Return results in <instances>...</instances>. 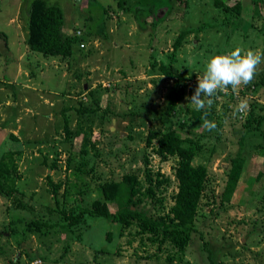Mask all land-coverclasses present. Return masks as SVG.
<instances>
[{"label":"rangeland","instance_id":"rangeland-1","mask_svg":"<svg viewBox=\"0 0 264 264\" xmlns=\"http://www.w3.org/2000/svg\"><path fill=\"white\" fill-rule=\"evenodd\" d=\"M30 1L0 0V159L14 152L20 173L19 193L11 199L0 194V264H264V61L249 85L213 98L207 118L215 130L194 121L186 99L210 56L237 47L264 53V0H242L240 15L214 0H47L61 7L63 27L75 38L69 56L30 48ZM137 8L147 10L141 22ZM255 20L257 28L250 26ZM162 62L173 63L182 76L174 116L167 109L176 80L160 71ZM241 99L248 108L234 114ZM170 125L192 137L191 163L207 170L195 230L183 251L169 243L157 251L150 234L111 217L84 213L77 224L64 225L61 209L78 212L95 199L110 212L118 209L122 198L105 200L98 186L128 173L143 179L145 155L154 176L170 179L160 187L156 208L168 212L177 156L161 159L155 142L151 148L145 139L149 129ZM238 153L246 159L239 182L222 202L229 157ZM48 175L61 182L55 196ZM18 199L24 208L16 206ZM33 220L53 227L28 228Z\"/></svg>","mask_w":264,"mask_h":264},{"label":"trees","instance_id":"trees-1","mask_svg":"<svg viewBox=\"0 0 264 264\" xmlns=\"http://www.w3.org/2000/svg\"><path fill=\"white\" fill-rule=\"evenodd\" d=\"M216 7H222L225 10L232 8L238 15L241 14L242 0H236L228 5L226 0H214ZM255 4V2H254ZM264 5V3H259ZM258 1L256 8L259 9ZM230 7V8H229ZM256 9V10H257ZM147 10L137 8L135 10V18L139 22L146 15ZM259 12L253 17H258ZM63 12L58 4L49 3L47 0H31L28 8L25 10V21L28 31L27 41L33 51L41 52L45 56H69L72 53L74 39L72 34L63 27ZM241 22V21H239ZM235 21L230 22V24ZM264 28V23H262ZM256 20L250 23V26L256 27ZM199 29V28H198ZM187 33L185 30L182 34ZM174 44V49L179 47L180 40ZM179 42V43H178ZM181 44V43H180ZM160 71L174 78L176 86L171 89L168 98V114L174 116L175 104L181 95V86L179 84L181 74L174 73L175 67L173 63L165 65L159 63ZM77 111H88L87 108H77ZM90 111L86 113H90ZM203 112L191 110L194 121L198 124L201 120ZM68 118L64 117L63 130L69 136L71 130L68 127ZM186 121L180 123L179 128L186 127ZM173 126L161 127L159 130L149 129L146 135L145 144L152 148L155 142V152L160 155L161 159L168 156H177V163L174 165V176L177 190L173 195V204L168 212H159L157 204L162 198L158 197L160 187L169 184V178L161 173L153 175L149 166L148 156H144L143 179L132 173L123 175L121 182L104 181L98 186L103 198L108 201L122 198L123 202L120 207L114 211H109L105 201L95 199L90 208H83L75 212L73 207L61 209V215L65 220L64 225L77 224L84 213L93 214L100 217H111L114 222H119L123 227L134 225L139 232L150 234L153 243H157L156 250L160 251L166 243L177 248L179 252L183 251L189 243L192 232L195 230L194 221L197 213L202 190L205 188V180L207 176L206 167L203 164L193 165L192 157L196 152V147L192 137L180 136ZM85 146L89 144V140L84 141ZM264 155V146L260 150ZM14 152L8 151L3 154L0 159V194L8 199L13 198L19 189L16 188V180L20 177L18 167L14 160ZM230 168L224 180V186L219 193L222 202L230 201L233 192L239 182V178L244 166L245 157L241 154H235L229 157ZM13 172V174H10ZM262 171L258 172L257 177L260 178ZM48 184L51 186V193L55 196L60 187L61 182L54 183L50 176L47 178ZM17 207L24 208L25 204L22 200H17ZM28 228L33 226L34 229L42 227H53L52 223L47 221L33 220L26 225ZM107 233L106 237H109ZM152 256V255H150ZM153 254L152 257H156Z\"/></svg>","mask_w":264,"mask_h":264},{"label":"clouds","instance_id":"clouds-1","mask_svg":"<svg viewBox=\"0 0 264 264\" xmlns=\"http://www.w3.org/2000/svg\"><path fill=\"white\" fill-rule=\"evenodd\" d=\"M264 61V53L244 50L237 47L226 54L210 56L204 65L202 74H197V86L192 95L186 97L195 111L203 112L202 127L208 131L217 125L209 120L208 109L214 103L218 92H226L229 87L236 92L241 86L249 85L257 73L258 66ZM248 108V101L241 99L234 107V114L243 113Z\"/></svg>","mask_w":264,"mask_h":264}]
</instances>
